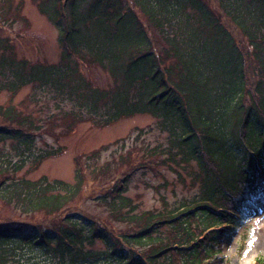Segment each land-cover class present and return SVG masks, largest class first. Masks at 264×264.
I'll list each match as a JSON object with an SVG mask.
<instances>
[{
  "label": "trees",
  "instance_id": "trees-1",
  "mask_svg": "<svg viewBox=\"0 0 264 264\" xmlns=\"http://www.w3.org/2000/svg\"><path fill=\"white\" fill-rule=\"evenodd\" d=\"M34 1L56 27L61 51L56 61L33 62L0 41V95L33 87L22 101L31 105L0 102V201L59 221L0 223V264H37L33 255L41 252L46 264H209L245 206L264 196V0ZM12 2L0 0V14ZM81 62L106 72L110 84L92 83ZM49 94L54 108L35 111ZM136 114L153 116L167 142L146 145L129 170L194 166L190 196L141 208L127 195L125 173L93 197L123 225L110 231L73 202L85 171L109 176L113 159L129 164L131 152L101 163L92 152L71 182L24 174L61 151L37 145L42 132L54 133V121L68 120L60 127L71 131L84 120L106 126ZM252 264H264V256Z\"/></svg>",
  "mask_w": 264,
  "mask_h": 264
},
{
  "label": "rangeland",
  "instance_id": "rangeland-1",
  "mask_svg": "<svg viewBox=\"0 0 264 264\" xmlns=\"http://www.w3.org/2000/svg\"><path fill=\"white\" fill-rule=\"evenodd\" d=\"M205 1L214 6L212 0ZM12 6L11 10L6 11V14H0L2 15L0 18V41L6 43L18 58L33 62L58 60L61 48L57 40V29L40 12L36 2L34 0H13ZM225 24L243 47L244 41L238 31L229 23ZM80 65L82 73L95 85L106 87L110 84V77L102 69L97 66H88L82 62ZM248 68V81L253 85V81L257 79V71L253 64ZM32 90L33 87L27 85L14 96L2 92L0 102L31 105L28 101H22ZM51 97L49 94L48 97L40 98L42 107L39 108V102L35 105L32 104L33 109L41 112L54 108ZM60 122H68V120L54 121L53 126H56L54 133L42 132L38 136L37 145L41 148L60 146L61 151L54 156L45 158L37 167H25L23 172L30 178L46 176L49 179L59 178L71 182L75 169L78 167L80 169L81 164L85 165V160L87 161V157L92 152H96L95 155L99 156L96 163L112 158L113 153L131 152L129 164L120 166V163L113 159V168L112 172L108 174L109 176L104 174L96 176L95 173L85 171L83 174L84 187L73 202L75 203L73 207H80L79 211L82 213L97 218L110 231L119 230L123 225L113 220L107 213L104 204L96 202L93 197L96 194H103L108 190L111 181L114 182L125 173L131 172L127 195L144 209L158 207L162 199H166L169 204L177 203L196 190L194 166H185L184 169H180L179 173L171 170L165 164L159 163H152L146 167L138 168L136 171L129 170L131 165L140 162L139 158L146 150V145H164L167 142V134L157 127L156 119L153 116L136 114L120 118L106 126H98L90 120H84L77 123L71 131L60 127ZM122 145H124L123 148ZM58 221L57 215H45L41 212L26 215L0 201L1 224L21 223L29 228L33 224L52 227ZM258 255L264 256V196L257 197L252 203L245 206L241 222L222 238L220 252L209 264H252ZM33 256L35 263L46 264L47 257L42 252Z\"/></svg>",
  "mask_w": 264,
  "mask_h": 264
}]
</instances>
